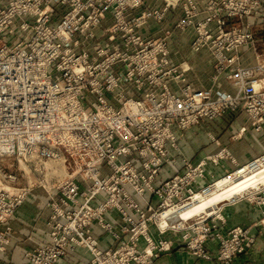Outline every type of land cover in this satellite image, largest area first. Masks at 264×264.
<instances>
[{"label":"built area","instance_id":"2783aa9c","mask_svg":"<svg viewBox=\"0 0 264 264\" xmlns=\"http://www.w3.org/2000/svg\"><path fill=\"white\" fill-rule=\"evenodd\" d=\"M145 1L0 0V161L17 164L10 172L0 165V256L8 221L35 186L48 195L47 241L18 264H58L77 248L89 251L87 264H161L174 246L168 233L192 255L221 264L254 246L250 227L223 230L220 206L189 220L166 213L211 185L200 183L213 175L207 162L217 164L226 149L160 175L176 161L178 131L239 109L262 129L264 64L241 65L238 49H256L252 26L256 18L264 23V0H208L202 18L197 0ZM178 7L182 15L164 27ZM149 21L160 27L144 33ZM189 28L192 52L208 50L213 58L212 80L223 77L234 91L195 89L190 66L172 63L173 31ZM262 165L264 153L244 167ZM27 172L36 183L28 176L19 185ZM238 197L260 208L264 231V184ZM94 225L109 234L110 247L100 246ZM207 241L217 243L214 255Z\"/></svg>","mask_w":264,"mask_h":264},{"label":"crops","instance_id":"0c3cea01","mask_svg":"<svg viewBox=\"0 0 264 264\" xmlns=\"http://www.w3.org/2000/svg\"><path fill=\"white\" fill-rule=\"evenodd\" d=\"M204 2L205 0L200 1L197 18L204 16ZM163 3L164 0H146L144 7H161ZM181 15L180 7L170 10L166 15L164 27L172 28L173 20ZM159 27L155 21H149L142 31L152 33ZM252 31L257 39L256 49L246 45L238 49L240 63L244 66L264 64V23L260 22L258 18L254 19ZM193 34L191 28L186 31H173L170 44L172 63H186L190 66L186 76L195 89L220 87L234 91V87L227 83L223 77L217 82L212 80L213 58L208 50L192 52L190 42ZM172 86L174 89L177 87L175 83H172ZM177 143L178 151L171 152L176 161L164 164L160 175L161 179L168 178L182 170L184 159L197 163L201 159L226 149L228 154L219 159L217 164L208 160L206 168L213 175L208 174L200 181V183H207L226 175L264 153V122H262V129L256 131L250 125L247 115L239 109L232 114L212 121H202L184 131H178ZM238 195L219 205L221 207L220 214L225 219L223 230L236 225L250 227L256 241L250 250L237 255L230 264H264V231L259 225L260 208ZM47 199L46 191L42 187L35 186L28 193L25 201L16 209L8 221L11 228L8 236L9 243L1 252L0 264H18L24 259L26 251L47 241L49 230L47 221L50 214V209L46 207ZM117 216L115 212L107 214L109 219L117 220ZM93 230L102 248L112 245L113 240L108 233L96 225ZM151 232L155 238L158 237L154 227L151 228ZM164 237L172 238L174 246L170 252L160 255L158 261L161 264H221L215 259L206 260L192 255L181 246L178 238L170 233L165 234ZM206 248L214 255L217 243L207 241ZM89 258V251L77 248L62 257L58 264H87Z\"/></svg>","mask_w":264,"mask_h":264},{"label":"bare ground","instance_id":"6f19581e","mask_svg":"<svg viewBox=\"0 0 264 264\" xmlns=\"http://www.w3.org/2000/svg\"><path fill=\"white\" fill-rule=\"evenodd\" d=\"M240 167L213 180L211 185L203 192H196L194 200L184 208L177 211L169 209L166 213H174L177 219L185 220H189L194 216L213 213V209L218 203L264 184V165L253 168L248 172H246L247 168L244 165L242 168Z\"/></svg>","mask_w":264,"mask_h":264},{"label":"rangeland","instance_id":"374dc122","mask_svg":"<svg viewBox=\"0 0 264 264\" xmlns=\"http://www.w3.org/2000/svg\"><path fill=\"white\" fill-rule=\"evenodd\" d=\"M200 1H203V0H197V3L198 4H200ZM206 2L208 1V0H205ZM0 165L2 166V168L4 169V171H6V172H10V171H13V170H15L16 168H17V164L16 163H13V161L12 160H10V159H4V160H2V161H0ZM21 168V171L23 170V168L24 167H20ZM26 171H27V169H25ZM251 169L249 168V169H247L246 170V172H248V171H250ZM64 170L63 169H60L59 168V170H58V172H57V174L60 176H63L64 175ZM28 176H29V178H30V180L33 182V183H36L35 181H37V176L34 174V173H32V172H30V173H25V175L23 176V178L22 179H20V182H19V185H24V184H26V181L28 180ZM225 202V201H224ZM223 202H220V203H218L217 205H215L216 207H218L220 204H222ZM215 207V208H216ZM214 208V209H215Z\"/></svg>","mask_w":264,"mask_h":264}]
</instances>
